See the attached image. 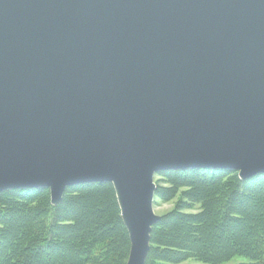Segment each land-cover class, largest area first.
Wrapping results in <instances>:
<instances>
[{
    "label": "water",
    "instance_id": "water-1",
    "mask_svg": "<svg viewBox=\"0 0 264 264\" xmlns=\"http://www.w3.org/2000/svg\"><path fill=\"white\" fill-rule=\"evenodd\" d=\"M191 168L264 174V0H0V192L111 182L146 264Z\"/></svg>",
    "mask_w": 264,
    "mask_h": 264
},
{
    "label": "trees",
    "instance_id": "trees-1",
    "mask_svg": "<svg viewBox=\"0 0 264 264\" xmlns=\"http://www.w3.org/2000/svg\"><path fill=\"white\" fill-rule=\"evenodd\" d=\"M155 175L156 205L174 201L151 233L146 264H264V174L191 168ZM131 248L114 186L68 187L58 205L49 188L0 192V264H127Z\"/></svg>",
    "mask_w": 264,
    "mask_h": 264
},
{
    "label": "rangeland",
    "instance_id": "rangeland-1",
    "mask_svg": "<svg viewBox=\"0 0 264 264\" xmlns=\"http://www.w3.org/2000/svg\"><path fill=\"white\" fill-rule=\"evenodd\" d=\"M161 177L158 175L154 176V182L156 184V180H159ZM157 187V186H156ZM115 189V188H114ZM116 192V191H115ZM117 196V194H116ZM118 199V198H117ZM155 200V199H154ZM175 202L171 201V202H163L160 205H156L155 203H153L154 206V210L156 212V214L161 215L163 213H165L166 211L170 210L173 208ZM53 205V204H52ZM120 207V205H119ZM121 210V209H120ZM128 230V229H127ZM129 233V232H128ZM130 237V236H129ZM249 262V259L242 257V256H235L233 257L231 260H229L228 262H225L223 264H247ZM195 261L193 260H189L187 262H184L182 264H194Z\"/></svg>",
    "mask_w": 264,
    "mask_h": 264
}]
</instances>
